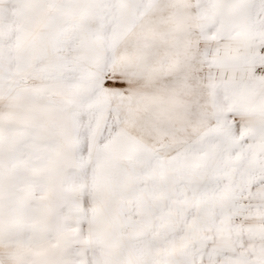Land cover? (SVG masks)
<instances>
[{"label": "snow or ice", "instance_id": "1", "mask_svg": "<svg viewBox=\"0 0 264 264\" xmlns=\"http://www.w3.org/2000/svg\"><path fill=\"white\" fill-rule=\"evenodd\" d=\"M0 264H264V0H0Z\"/></svg>", "mask_w": 264, "mask_h": 264}]
</instances>
